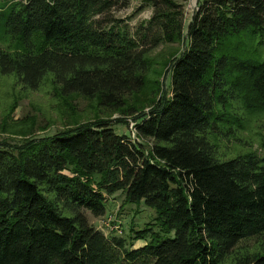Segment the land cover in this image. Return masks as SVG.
Here are the masks:
<instances>
[{"label":"trees","instance_id":"1","mask_svg":"<svg viewBox=\"0 0 264 264\" xmlns=\"http://www.w3.org/2000/svg\"><path fill=\"white\" fill-rule=\"evenodd\" d=\"M143 2L131 34L114 0H0V133L30 135L0 142V264H264L243 245L264 238V136L232 157L220 145L264 110V0H197L186 29L176 1ZM43 85L66 128L32 139L35 119L11 118ZM116 193L154 211L128 237L87 217Z\"/></svg>","mask_w":264,"mask_h":264},{"label":"rangeland","instance_id":"2","mask_svg":"<svg viewBox=\"0 0 264 264\" xmlns=\"http://www.w3.org/2000/svg\"><path fill=\"white\" fill-rule=\"evenodd\" d=\"M116 1L115 7L108 13L107 17L113 18L116 21H122L123 24L127 25L130 29V33L133 34L135 30L139 27L140 23L147 22L152 16V8L150 6H145L143 0H128L127 5L124 6V0H114ZM180 4L184 11V29L188 25L193 11L196 9L193 7L194 0H174ZM197 5V0H195V6ZM139 7H143L141 11L137 10ZM9 81L8 79H6ZM10 82V81H9ZM7 82V87L10 89V83ZM2 85L4 83L1 80ZM160 88L156 100L158 101L160 97L170 95V74L166 68L160 78ZM2 89V88H0ZM17 91L21 92V89L16 88ZM11 91V90H10ZM10 91H6L7 94ZM6 94V95H7ZM6 95H0V124L2 120L3 107L7 105L10 100ZM24 97L20 99L17 103L16 109L12 114L11 121H19L25 117L34 118V130L31 133L32 139H37L41 137H50L56 133L62 131L66 127V124L61 120V115L57 112L55 107L56 101L51 95V89L48 85L41 86L38 90L35 91H26L23 92ZM76 110L83 112L87 109L88 102L84 100H77L75 102ZM149 109H145L147 114ZM92 116V115H91ZM115 119L124 120V124H118L115 122ZM112 127L114 132L119 136H127L131 141L143 142L136 137L135 124L132 117H123L114 115L111 118ZM244 129L238 134L240 141L233 139L222 140L221 149L222 153L226 157H232L234 153L245 152L248 149L256 150L258 149L259 138L264 136V110L262 109L259 113H254L250 115L249 122L243 124ZM41 127V128H40ZM43 127H47L45 130H41ZM11 136V137H9ZM30 136V135H29ZM29 136L19 137L16 135L1 134L0 133V142L3 140H8L12 144H19L20 140L28 138ZM244 141V142H243ZM246 142L251 143V148L247 146ZM124 196L121 193H116L113 197L108 199V210L107 214L99 219L92 218V216L87 215L89 223L95 226V228L100 229L105 235L110 233V230L117 231L116 235L121 237H128V230L131 224L135 228H140L148 222H151L153 219L154 211L151 209H146L142 204L138 205H127L123 204ZM114 220L116 223H114ZM112 222V223H111ZM104 223V225H103ZM102 224V226H100ZM108 232V233H107ZM121 233V234H120ZM262 244L264 248V238L262 240L252 239L249 241L243 242V245L248 249L258 247L259 244ZM143 242H135L133 249L142 247Z\"/></svg>","mask_w":264,"mask_h":264},{"label":"water","instance_id":"3","mask_svg":"<svg viewBox=\"0 0 264 264\" xmlns=\"http://www.w3.org/2000/svg\"><path fill=\"white\" fill-rule=\"evenodd\" d=\"M193 7H196V6H195V0H194V4H193Z\"/></svg>","mask_w":264,"mask_h":264},{"label":"built area","instance_id":"4","mask_svg":"<svg viewBox=\"0 0 264 264\" xmlns=\"http://www.w3.org/2000/svg\"><path fill=\"white\" fill-rule=\"evenodd\" d=\"M134 130H135V128H134Z\"/></svg>","mask_w":264,"mask_h":264}]
</instances>
